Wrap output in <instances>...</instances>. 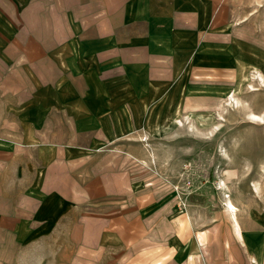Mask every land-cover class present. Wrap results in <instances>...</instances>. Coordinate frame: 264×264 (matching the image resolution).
Returning a JSON list of instances; mask_svg holds the SVG:
<instances>
[{
    "label": "rangeland",
    "instance_id": "rangeland-1",
    "mask_svg": "<svg viewBox=\"0 0 264 264\" xmlns=\"http://www.w3.org/2000/svg\"><path fill=\"white\" fill-rule=\"evenodd\" d=\"M144 1L145 21L96 39L105 32L78 18L63 37L68 13L79 16L72 0H0L1 112L30 131L47 122L54 142L88 144L98 175L113 177L98 184L101 199L131 218L128 245L88 262L62 257L57 237L20 246L0 232V264L137 263L145 219L160 209L167 246H189L191 224L228 237L227 193L239 223L264 226V0ZM173 10H192V22Z\"/></svg>",
    "mask_w": 264,
    "mask_h": 264
},
{
    "label": "crops",
    "instance_id": "crops-1",
    "mask_svg": "<svg viewBox=\"0 0 264 264\" xmlns=\"http://www.w3.org/2000/svg\"><path fill=\"white\" fill-rule=\"evenodd\" d=\"M72 1L68 5L76 7L75 16H79L72 19L68 13L69 27L63 30L64 38H70L71 24L78 23L77 18L84 31L89 26L83 27V23L97 32H105L96 34V39L110 37L125 24L146 18L144 0ZM172 14L178 15L184 26L192 22V10H173ZM14 113L0 109V232L20 246H41L43 241L57 237L62 257L67 258L65 250L74 251L82 262H88L100 247L128 245L131 230L128 208L120 209L110 198L107 202L101 199L104 193L98 191L101 189L98 184L106 179L112 182L113 177L98 175V160H88L85 153L89 145L71 143L69 138L54 142L55 131L47 122L32 131L17 127ZM76 148L82 152L74 153ZM225 198L224 210L234 223L233 232L228 224V237L210 238L209 228L198 231L191 224L194 233L189 246L183 243L167 246L166 211L159 210L155 224L149 212L150 217L145 219L148 223L143 226L148 238L138 244L144 255H138L142 259L133 263L264 264V226L247 228L239 223L237 210L233 216ZM229 198L232 200L230 194ZM181 220V215L175 217L180 227ZM150 251L151 255H145Z\"/></svg>",
    "mask_w": 264,
    "mask_h": 264
},
{
    "label": "bare ground",
    "instance_id": "bare-ground-1",
    "mask_svg": "<svg viewBox=\"0 0 264 264\" xmlns=\"http://www.w3.org/2000/svg\"><path fill=\"white\" fill-rule=\"evenodd\" d=\"M262 78V77H261ZM231 97H232V95H231ZM236 98V97H235ZM234 99V98H233ZM237 99V98H236ZM230 100H231V98H230ZM234 101V100H233ZM233 103V102H232ZM261 121V120H260ZM225 187L226 185H225V182L224 181H222L221 182V186L220 187ZM222 187V188H223ZM226 192V191H225ZM227 195V198L225 199V205L226 206H228L229 208H231L232 210H233V216H235V213H236V210H237V206L232 202V200L229 198V195H228V193L226 194Z\"/></svg>",
    "mask_w": 264,
    "mask_h": 264
}]
</instances>
